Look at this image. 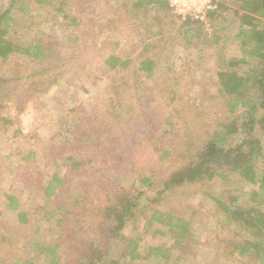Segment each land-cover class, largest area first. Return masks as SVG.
Masks as SVG:
<instances>
[{"label":"trees","instance_id":"1","mask_svg":"<svg viewBox=\"0 0 264 264\" xmlns=\"http://www.w3.org/2000/svg\"><path fill=\"white\" fill-rule=\"evenodd\" d=\"M108 3L10 0L7 7L0 6V59L15 70L14 77L0 76V132L14 124L12 107L22 112L35 98L46 96L63 77L65 66L70 70L97 64L94 68L106 82L93 106L77 105L69 113L73 123L65 138L71 150H61L68 153L67 175L76 179L73 186L55 172L41 188L44 199L52 198L55 205L48 201L47 206L32 208L15 194L14 183L4 191L3 203L15 214L16 228L14 236L7 226L0 233V264H146L149 257L163 264L195 261L193 248L204 242L207 218L200 214L192 220L179 216L174 208L160 207L167 194L182 189L212 206L213 239L207 238L214 243L216 262L264 264V0H218V8L208 14V25L170 21L177 26L172 39L185 40L177 44L190 46L196 36L192 29L198 27L212 30L209 44L224 40L239 50L232 57L219 51L221 63L214 71L218 96L225 99L226 120L213 130L204 124L201 131L197 108L174 106L177 89L165 77L176 72H161L154 52L145 47V52L132 57L117 42L107 49L92 45L83 51L89 47L83 37L94 42L109 24L111 28V23L121 21L122 14L108 11ZM124 4V22L132 20V27L140 18L148 20V25L139 24L154 33L153 41L145 45L158 49L164 39L167 2ZM152 10L158 24L151 23ZM58 23L76 29L67 38V46L73 47L70 58L64 56V44L55 31H47L48 26L57 29ZM120 32L125 37V29ZM36 152L24 159L35 158ZM157 180L162 189L155 191ZM29 188L28 201L41 190L34 184ZM59 200L62 204L56 205ZM37 217L57 236L49 242L22 236L20 243L16 236L35 226ZM71 219L81 227L70 228ZM141 228L143 237L154 233L171 244L149 247L142 258L143 237L130 236V231ZM63 247L68 251L63 255L70 257L61 263L58 249Z\"/></svg>","mask_w":264,"mask_h":264},{"label":"rangeland","instance_id":"2","mask_svg":"<svg viewBox=\"0 0 264 264\" xmlns=\"http://www.w3.org/2000/svg\"><path fill=\"white\" fill-rule=\"evenodd\" d=\"M107 1H109L107 5L108 11H113L119 16L122 14L121 21L113 19V21H116L111 23L113 26L110 28L109 24L106 31L100 37L99 35L97 38L95 37L96 40L94 42L87 36L83 37L84 44L89 45V47L85 46L83 51L87 52L89 49H92V45L107 49L111 44L117 42L120 43V47L126 49L128 55L136 57L138 53L145 52L144 48L146 47L148 51L151 50L155 53L158 68L161 72L167 73L168 69L175 70L176 74L169 73L165 77L170 79L171 84L177 89L178 95L174 106L181 109L187 105H193V107L197 108V114L200 115V120L202 121L199 125V131H201L204 124H209L210 127L208 128L213 130V126L219 124L221 119L225 121V99L218 96V86L214 78V71L221 63L217 60L218 56L222 54L219 51L226 52L227 54L224 55L227 57L236 56L239 53L237 45L224 40H221L219 43L209 44L213 36L212 30L198 29V27L197 29H192V35L196 36L192 39L190 46L188 45L186 47L183 44H177L178 40L181 42L185 41L182 36H174L177 41L172 39V34H174L172 29L177 28L176 25L181 24V20L176 19L174 17L175 15L169 9L163 14V19L166 24L164 26L165 30L162 33L164 34V39H162L158 49H152V45L147 47L145 44L153 41L151 38L154 33L149 34L150 31H147L146 28L139 27L141 22V24L148 25V20L140 18L131 27L132 20L124 22L126 19L124 1L129 0ZM9 2L10 0H0V6L7 7ZM123 4L124 6L122 7ZM149 15L151 16V23L158 24L152 18L155 15V11L152 10ZM122 17L125 19L123 20ZM173 19L177 22L176 25H173L174 27L170 23ZM58 26L57 29L48 26L47 31H55L58 42L60 41L64 44V56L70 58L73 47L67 46V38H69V32L72 30L76 32V29L68 30L61 23H58ZM120 29H125V37L121 34ZM96 31H98V28H96ZM154 31L156 32V30ZM106 53H109V51L106 50ZM68 59L65 61H68ZM17 62H19L18 59ZM10 66L11 63L3 64L0 59L1 77L11 78L15 76L14 67L11 69ZM65 67L63 77L46 96L35 98L22 112H18L16 108L12 107L10 115L14 124L7 131L0 132V211L3 212V215L0 216V233H3L6 230L5 226H7L12 228L13 233H11V236L15 235V214L5 208L2 197L4 191L9 189L13 183L16 186L15 194L24 198L27 201L25 203L28 204V207L30 206L32 208L39 205L47 206L48 201H50L49 204L53 203L51 202L52 198L48 201L44 199L41 188L46 186L55 172H59L61 175L67 177L71 187L73 186L72 181L76 180L67 175L70 166L69 160L66 159L68 153H63L61 150V148L66 152L71 150L69 141L65 138L69 134L67 130L70 124L73 123L69 113L77 105H82V108L85 109L93 106L96 95L104 90L106 82L102 74H99V71L94 68L98 67L97 64L92 66L90 63H84L83 66H76L70 70H68V66ZM35 151H37L35 158L30 157L29 160L24 159L29 153ZM95 164L97 163L95 162ZM33 184L34 189L36 186L41 189L39 191L40 195L34 196L33 199L28 201L25 192L28 193L30 191L29 187ZM161 185V181L157 180L152 190L155 189V191H158L162 189ZM62 202V200H59L56 205H60ZM207 203L205 200H199L197 195L190 194L186 189H182L167 194L160 204V207L163 209H176L179 216L188 219L195 220L199 218L200 214L207 218V224L204 226L208 227V229H203L201 235V239L204 242L193 248L197 254V259L192 262L183 259L181 264H222L220 259L216 262L217 259L214 257V243L208 240V238L213 239L211 230L212 223H214L215 219L212 218V206ZM202 205H207V207ZM207 211L208 213L211 212V214L208 215L206 213ZM194 212L195 215H193ZM76 221L77 219H71L69 221V227L79 229L81 225ZM35 222V226L29 227L30 229L16 236L20 238V243L24 241L22 236H36L47 242L52 241L57 236V231L52 230L51 226L42 220V218H38ZM38 228L40 230L37 233L36 229ZM141 230L142 228L140 230L130 231V236L135 238L143 237L142 234L140 235ZM143 239L140 242L139 248L142 258L147 257L149 247L165 244L168 246L171 244V240L167 237L155 235L154 233L144 236ZM63 252L66 253L68 251L64 247L58 249V253L61 255V263H64L70 257V253L69 255H63ZM114 252L116 255L119 254L118 250ZM221 260L224 262L223 258ZM121 261L122 263L125 262L124 259ZM68 263L69 261H67ZM145 263L163 264L158 259L150 257ZM223 264L237 263L235 261H225Z\"/></svg>","mask_w":264,"mask_h":264},{"label":"built area","instance_id":"3","mask_svg":"<svg viewBox=\"0 0 264 264\" xmlns=\"http://www.w3.org/2000/svg\"><path fill=\"white\" fill-rule=\"evenodd\" d=\"M171 12L181 21L209 24L208 14L218 8V0H165Z\"/></svg>","mask_w":264,"mask_h":264}]
</instances>
